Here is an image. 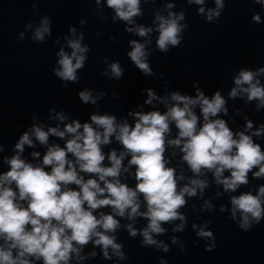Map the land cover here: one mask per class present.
I'll return each mask as SVG.
<instances>
[{"label": "clouds", "instance_id": "1", "mask_svg": "<svg viewBox=\"0 0 264 264\" xmlns=\"http://www.w3.org/2000/svg\"><path fill=\"white\" fill-rule=\"evenodd\" d=\"M148 2L145 0V3ZM187 3L201 5L198 15L207 23L218 21L226 7L224 0H214L215 8L207 11L202 6L205 0H187ZM252 3L264 8V0H252ZM95 4L99 7L101 0H95ZM140 5L141 0H106V6L115 11L113 22L133 23V17L142 15ZM174 7L173 3L166 5L168 9ZM184 18V12L177 15L170 11L167 17L155 14V20L159 22L156 45L161 53H167L169 45H181L180 34L187 25L182 26L179 21ZM84 23L81 20V24ZM252 23L261 24L264 20L259 14H254ZM68 31L75 35L76 27L69 25ZM126 31L132 32L133 29L126 28ZM152 31L150 27L139 25L135 29L139 37H147ZM46 33L52 35L50 18H45L31 40L43 43ZM23 38L24 33L20 32L18 39ZM83 38L81 32L79 39L67 40L70 53L63 48L55 53L59 57L56 61L59 67H53L52 71L65 86L80 81L78 71L84 69L89 58L85 53L90 51V46H82ZM54 43H59V39ZM150 43L147 40L145 43L131 40V51L127 53L132 64L145 77L155 76L146 59L150 53L145 49ZM102 60L108 62L107 57ZM109 67L111 76L107 71H103L102 75L110 80L123 78L126 69L121 67L119 60ZM160 75L163 77L162 73ZM261 75H264V66L255 70L241 68L233 77L235 87L231 88L228 98L235 99L246 94L247 102L259 101L257 109L264 106V85L258 79ZM193 88L194 97L182 95L179 91L171 92L173 103L168 105L164 101L167 107L164 112L130 111L128 115L134 117V124H129L127 119L117 123L115 114L100 115L95 112L86 121L72 118L70 123H64L71 115L63 109L57 111L51 108L49 119L55 114V118L63 124V130L57 125L45 131L43 123L38 125L35 122L38 117L33 115V123L14 145V154L0 157L7 165V170L0 172V240L3 241L0 243V264H70L74 258L83 261L98 255L95 251L88 257L81 255L90 243L101 249L104 260H112L109 249L118 259L126 260L127 255L121 251L123 245L116 242L114 235L121 227L117 217L124 218L126 213L129 220H147V226L139 231L132 224L126 225L130 237L135 238L139 234L143 237L141 247L154 246L156 250L167 253L169 246L154 239L153 234H165L166 229L162 225L177 220L182 223L172 231H184L187 221L181 209L188 204L185 197H197L199 190L202 198L204 189L208 187V182L198 177L206 172L212 173L215 183L222 185L224 193H236L241 186H247L250 173L252 179H264V151L261 144L253 139L254 136H264V123L251 134H246L247 130L253 129V122L245 118V131L234 133L224 119L217 118L222 112L228 114L226 99L221 92L217 90L209 98L199 82H194ZM93 91L85 88L77 92L82 104L96 106L107 95L100 91L94 97ZM145 91L148 98L144 103L150 105L157 98L156 93L151 88ZM197 106L199 115L195 111ZM172 125L178 130L177 135L168 139ZM30 133L40 145L47 146L39 163L22 158L25 145L35 147ZM50 136L63 141V146L49 144ZM113 137L123 147L119 155L116 149L106 153L102 147L111 144ZM168 146L180 149L182 162L197 177L189 178V183L179 188L178 179L185 177L182 174L177 177L176 168L168 166L170 160L165 158ZM4 151V144L0 142V154ZM31 156L39 159L41 153L34 151ZM126 156L129 157L127 166L124 164ZM132 166L135 167L134 187L121 180L122 172L128 173ZM226 171L229 173L227 176L224 175ZM141 197L146 211L140 210ZM230 204L229 219L236 222L239 212L238 227L249 231L254 224L264 220V184L258 187L255 195L251 191L231 195ZM104 208H110L111 212L98 211ZM203 208L211 212L213 205L206 200ZM219 210L223 213L226 206L221 205ZM196 227L194 224L193 228ZM196 236L211 241L205 244V251L215 249L216 237L211 229L205 231L200 228ZM172 243H177L176 237L172 238ZM180 250L186 249L182 246ZM160 264H167V261L161 260Z\"/></svg>", "mask_w": 264, "mask_h": 264}]
</instances>
